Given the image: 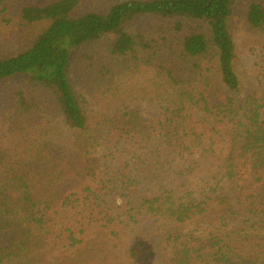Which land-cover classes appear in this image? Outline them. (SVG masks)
<instances>
[{
  "label": "trees",
  "instance_id": "obj_1",
  "mask_svg": "<svg viewBox=\"0 0 264 264\" xmlns=\"http://www.w3.org/2000/svg\"><path fill=\"white\" fill-rule=\"evenodd\" d=\"M234 18L264 89V0H0V264H264V90L236 97Z\"/></svg>",
  "mask_w": 264,
  "mask_h": 264
},
{
  "label": "rangeland",
  "instance_id": "obj_2",
  "mask_svg": "<svg viewBox=\"0 0 264 264\" xmlns=\"http://www.w3.org/2000/svg\"><path fill=\"white\" fill-rule=\"evenodd\" d=\"M33 2H47L49 0H32ZM232 29L235 33V40L234 43L239 51H241V54L239 56V62H238V68H237V74L238 79L240 82V90L239 93L236 95L237 99L242 100L244 99L248 94H251L252 92H263V88L260 86V83L258 79L253 75L251 71V58L247 57L244 52L245 44H247V41L245 40V32L244 30L239 26L238 21L234 18L232 20ZM134 111H137L140 115V128L142 131H146L149 128V109L146 104L139 103L132 108ZM1 176V172H0ZM76 181L80 179V176L78 174H75ZM79 182V181H78ZM224 194L228 196L231 199L232 207L228 211L232 212H238V206H237V197H238V191L231 188H226L224 190ZM9 195L11 196L13 201H17L20 193L9 191ZM118 203H120L119 200H117ZM115 214H119V212L115 211ZM121 216V215H120ZM122 218V217H120ZM1 222V220H0ZM210 220L202 221V222H193L189 223L183 227H181L182 234H190V235H198L201 232L205 231L210 227ZM139 226V227H137ZM138 234L145 235V236H151V227L150 222L148 220L142 222L139 225H136ZM180 232V231H179ZM259 236H264V228L260 232H257ZM8 235H4L3 237L0 236V247L7 243V237ZM153 237V235L151 236ZM158 242V241H157ZM154 264H163L159 259H154ZM59 261H61L60 257L57 256H46L43 261L40 264H57ZM140 264H144L141 263ZM150 264V263H148Z\"/></svg>",
  "mask_w": 264,
  "mask_h": 264
}]
</instances>
